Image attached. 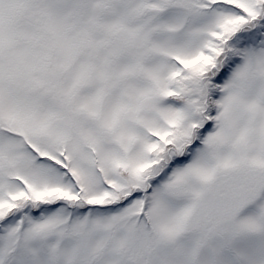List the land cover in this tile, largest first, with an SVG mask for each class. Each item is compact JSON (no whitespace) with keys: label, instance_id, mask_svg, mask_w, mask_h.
I'll list each match as a JSON object with an SVG mask.
<instances>
[{"label":"snow or ice","instance_id":"6c2138e0","mask_svg":"<svg viewBox=\"0 0 264 264\" xmlns=\"http://www.w3.org/2000/svg\"><path fill=\"white\" fill-rule=\"evenodd\" d=\"M0 264H264V0H0Z\"/></svg>","mask_w":264,"mask_h":264}]
</instances>
